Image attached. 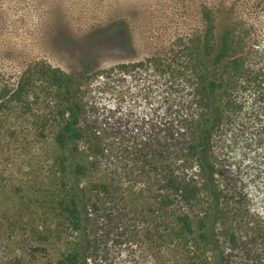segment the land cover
<instances>
[{"label":"trees","instance_id":"obj_1","mask_svg":"<svg viewBox=\"0 0 264 264\" xmlns=\"http://www.w3.org/2000/svg\"><path fill=\"white\" fill-rule=\"evenodd\" d=\"M197 1L198 29L142 61L71 72L33 61L0 90V110L47 109L36 117L51 143L44 216L65 228L49 264H119L126 244L151 264H264V229H241L249 188L235 161L264 160V70L242 15L264 14V0ZM124 27L96 29L98 51Z\"/></svg>","mask_w":264,"mask_h":264},{"label":"rangeland","instance_id":"obj_2","mask_svg":"<svg viewBox=\"0 0 264 264\" xmlns=\"http://www.w3.org/2000/svg\"><path fill=\"white\" fill-rule=\"evenodd\" d=\"M242 15L253 26L250 41L258 52L251 64L264 70V14L245 10ZM112 20L124 21L127 29L120 30L111 48L98 51L93 33ZM200 25L197 0H8L0 11V90L14 87L33 61L66 72L83 66L96 71L142 61ZM44 104L30 102L29 109L7 104L0 110V264H49L52 233L57 226L65 232L57 220L44 216L52 185L51 143L36 119L47 113ZM235 159L245 169L249 188L241 229L256 239L264 229V160ZM115 257L119 264H151L129 244L119 245Z\"/></svg>","mask_w":264,"mask_h":264}]
</instances>
